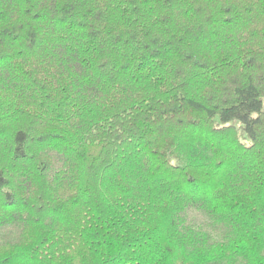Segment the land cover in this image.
I'll use <instances>...</instances> for the list:
<instances>
[{"label": "trees", "instance_id": "trees-1", "mask_svg": "<svg viewBox=\"0 0 264 264\" xmlns=\"http://www.w3.org/2000/svg\"><path fill=\"white\" fill-rule=\"evenodd\" d=\"M264 0H0V264H264Z\"/></svg>", "mask_w": 264, "mask_h": 264}, {"label": "rangeland", "instance_id": "rangeland-1", "mask_svg": "<svg viewBox=\"0 0 264 264\" xmlns=\"http://www.w3.org/2000/svg\"><path fill=\"white\" fill-rule=\"evenodd\" d=\"M263 108H264V100H263Z\"/></svg>", "mask_w": 264, "mask_h": 264}]
</instances>
